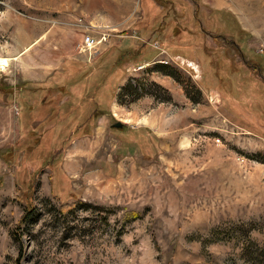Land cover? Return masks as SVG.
I'll use <instances>...</instances> for the list:
<instances>
[{"label": "rangeland", "instance_id": "obj_1", "mask_svg": "<svg viewBox=\"0 0 264 264\" xmlns=\"http://www.w3.org/2000/svg\"><path fill=\"white\" fill-rule=\"evenodd\" d=\"M0 58V264H264V0H0Z\"/></svg>", "mask_w": 264, "mask_h": 264}, {"label": "trees", "instance_id": "obj_2", "mask_svg": "<svg viewBox=\"0 0 264 264\" xmlns=\"http://www.w3.org/2000/svg\"><path fill=\"white\" fill-rule=\"evenodd\" d=\"M178 41V40H177ZM188 48H191L190 50H192L193 48L191 47V46H187ZM186 47V48H187ZM214 54V53H213ZM207 57H209L208 55H207ZM211 65V64H210ZM211 67H213L212 65H211ZM23 91V90H22ZM104 94L105 95H109V93H108V91H106V93H105V91H104ZM51 95V91H49V92H47L46 93V95H44L43 96V99L41 98V100H40V102L39 103H35V101L33 100V101H29V102H21V109L24 111V112H26V113H28V111H27V109H31L32 110V112L33 111H37V112H40V111H43L44 109L46 110V109H52L51 108V106L52 105H54L55 103H51V101H50V98H49V96ZM53 102H55L54 101V99L52 100ZM65 104V105H64ZM64 104H62L63 106H61L60 108L59 107H55V110H60V111H64V112H67V111H69L70 109H71V107L69 106L70 104L69 103H64ZM108 104V103H107ZM106 104V106H108ZM74 108H77V110L78 109H81V108H79V107H74ZM34 117V116H33ZM64 117H61L60 115L58 116V118H56V122H57V124H56V127L53 129V135H52V137H51V139L53 140V138H58L60 135H61V132L63 133V134H66V133H68L69 131H70V129H68V128H66V125H65V120H66V118H64ZM59 120V121H58ZM28 123V122H27ZM73 128H76L75 126L73 127ZM72 130V129H71ZM67 135H69V134H67ZM60 137H65V136H60ZM59 139V138H58ZM55 140V139H54Z\"/></svg>", "mask_w": 264, "mask_h": 264}, {"label": "built area", "instance_id": "obj_3", "mask_svg": "<svg viewBox=\"0 0 264 264\" xmlns=\"http://www.w3.org/2000/svg\"><path fill=\"white\" fill-rule=\"evenodd\" d=\"M98 43V40H96L95 37H93L90 34H87L84 38V45L86 48L90 49V48H94Z\"/></svg>", "mask_w": 264, "mask_h": 264}, {"label": "bare ground", "instance_id": "obj_4", "mask_svg": "<svg viewBox=\"0 0 264 264\" xmlns=\"http://www.w3.org/2000/svg\"><path fill=\"white\" fill-rule=\"evenodd\" d=\"M9 66V60L6 58H0V69H4Z\"/></svg>", "mask_w": 264, "mask_h": 264}, {"label": "water", "instance_id": "obj_5", "mask_svg": "<svg viewBox=\"0 0 264 264\" xmlns=\"http://www.w3.org/2000/svg\"><path fill=\"white\" fill-rule=\"evenodd\" d=\"M114 126H115V128H120V127H122V124L117 123V124H115Z\"/></svg>", "mask_w": 264, "mask_h": 264}]
</instances>
